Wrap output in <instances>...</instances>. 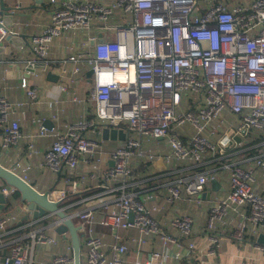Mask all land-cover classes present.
Returning a JSON list of instances; mask_svg holds the SVG:
<instances>
[{"label": "built area", "instance_id": "2783aa9c", "mask_svg": "<svg viewBox=\"0 0 264 264\" xmlns=\"http://www.w3.org/2000/svg\"><path fill=\"white\" fill-rule=\"evenodd\" d=\"M54 7L50 23L28 41L35 58L26 61L27 74L38 67L50 66L60 78L81 74L82 66L93 70L92 99L96 103L95 119L67 126L65 134H56L51 147L44 152L43 165L56 174L64 168L76 169L81 161L97 170L100 160H94L98 143L86 136L96 126L121 129L125 132L124 146L111 153V164L102 172L97 185L113 196L103 211L104 202L93 198L71 216L80 220L82 264H127L130 256L128 239L121 231L136 229L139 237L132 239L135 251L159 237L164 245L182 247L180 239L163 231L152 216L157 206L147 208L146 200L125 192L126 180L132 176L135 158L143 155L144 144L151 139L168 138L171 157L192 162L201 170L179 179L167 187L166 201L175 203L183 195L197 198L207 183L214 179L203 163L207 157H226L229 150L242 149L252 131H258L264 141V0H49ZM119 16L123 23L114 21ZM96 24L93 45L61 61L49 58L54 38ZM13 29V28H12ZM0 28V42L8 35H19ZM16 60L0 59V64L13 67ZM21 87L32 100H44V90L29 86L26 79ZM64 91V86H59ZM20 103H12L0 95V137L2 150H9L23 137L20 121L10 119ZM183 108L178 111V109ZM237 117L230 123L227 114ZM193 134L187 139L186 126ZM174 131H181L176 135ZM48 130L41 126V136ZM181 135V136H180ZM32 149L33 146L31 145ZM156 155L149 153L148 158ZM255 165L264 168V154ZM30 167L16 163L12 170L27 172ZM17 173V172H16ZM94 177V176H92ZM25 180L26 177H24ZM118 181L123 185L115 186ZM254 170L239 165L230 170V190L217 198L208 216V227L227 216L238 214L241 233L247 222L264 223V195L257 190ZM73 183L72 192H78ZM18 190L0 185V193L8 198ZM67 191H50L51 200L62 202ZM101 209L102 218L96 220ZM64 210V209H63ZM25 214L31 227L20 239H0V264H74L73 249L65 245L54 254L52 247L61 240L50 231L62 225L60 219L43 226L55 215L47 212L35 218L25 202L14 213L0 218V232L13 226ZM132 216V217H131ZM96 224L107 229L114 241L107 245L95 230ZM182 237L191 234L194 219L183 213L172 223ZM208 256H216L221 242L210 236ZM43 247L46 262L37 260L36 248ZM86 248L83 252L82 247ZM191 243L189 249H194ZM264 250V246L260 247ZM158 251L148 258L132 259V264H165ZM180 259V255H175Z\"/></svg>", "mask_w": 264, "mask_h": 264}, {"label": "crops", "instance_id": "0c3cea01", "mask_svg": "<svg viewBox=\"0 0 264 264\" xmlns=\"http://www.w3.org/2000/svg\"><path fill=\"white\" fill-rule=\"evenodd\" d=\"M101 2L110 3L111 0H101ZM5 3L16 14L12 30L17 31L19 35H27L28 40L34 34H39L50 23L54 10L49 0H5ZM114 21L123 23L119 16ZM95 26L96 24H93L89 28L64 33L54 38L49 51L50 60L61 61L77 52L87 51L89 46H92L90 37L96 35ZM5 38L2 40L4 43L0 59H13L19 63L13 67L0 64V95L5 96L14 104L20 103L19 106H16L15 111L10 113V119L20 121L23 137L9 150H2L0 137V163L7 168H13L16 163H20L22 167H30L27 172H23L21 169L15 171L21 177H26L27 181L40 192L64 190L67 191V196H79L72 203L62 207L70 215L82 209L93 198H100L101 202H104L105 205L101 208L103 211L107 206L115 205L111 200L115 194L119 196L121 190L115 194L105 193L97 185L102 179L103 170L111 164V153L115 149L123 147L124 141L105 140L102 134L104 127L96 126V132L88 128L85 132L86 136L93 138L98 143L94 155V160H100L97 170H93L92 165L85 163L84 160L79 163L76 169L64 168L60 174H56L50 167L43 165L44 152L51 147L56 134H65L67 126L70 124L91 122L95 119L96 103L92 99L91 92L94 82L92 76L87 75L90 70L89 66H82L81 74L73 75L72 66L68 65V75L61 78L56 70L51 71L50 66L38 67L35 74H27L26 61L35 58L29 41L14 46L6 42ZM49 72L57 76V79L53 81L49 77ZM23 79L28 81L31 88L44 90V100L38 101L29 98L26 90L21 87ZM59 86H64L65 90L60 91ZM227 120L230 123L238 122L237 117L229 113ZM41 126L48 130L43 136H41ZM186 129L187 136L180 135L184 140L193 134L189 125L186 126ZM174 134L182 133L174 131ZM142 152L143 155L135 158L133 162L132 176L126 180L124 190L139 199H145L149 209L157 206L159 210L153 211L152 216L160 223L163 231L180 239L182 247L164 245L160 238L156 237L152 243L144 245L137 253L131 240L138 238L139 232L136 229L121 231V235L128 239L130 246L127 264H132L131 261L135 257L138 259L148 258L156 251L167 255L165 264H264V250L260 248L264 246V243L260 241V235H264V223L254 225L247 222L246 229L241 233L240 216L232 214L222 221L215 222L212 229L208 227V216L215 200L226 196L230 190V170L234 166L239 165L245 169L254 170L258 186L256 191L264 195V168L255 165L256 160L264 154V141L258 131L251 132L246 139L244 148L230 149L226 157L206 158L203 168L218 181L219 186L214 191L212 186L214 179L210 180L204 192L197 198L199 203L187 195H183L175 203L166 201L167 187L171 183L201 170L192 162L173 159L168 138L151 139L144 144ZM149 153H153L156 157L150 160ZM74 182L77 183L78 192H72ZM2 184L6 183L0 179V185ZM123 184V181H118L115 186ZM13 197L14 195L5 198L6 203L0 202V218L14 213L17 206L24 202L21 195L15 200ZM5 208L8 209L4 211ZM101 209L95 214L97 221L103 216ZM183 213H189L194 219L193 230L187 237H182L178 229L172 225L175 219ZM57 219H59L57 216L47 218L48 221H43L36 227ZM29 222L25 214L21 215L15 225L0 232V239H7V241L20 239L31 229L28 226ZM95 230L107 245L114 241L110 232L99 224H96ZM49 233L61 240L59 246L52 247L51 250L54 254L60 253L65 245L72 246L69 233L65 235H60L55 231ZM210 236H217L221 242L216 256L207 255ZM82 238L83 234H81ZM191 243H195L194 249H189ZM84 251L86 248L83 246ZM177 254L180 255L179 260L175 257ZM37 260L46 262L48 259L42 252L38 255Z\"/></svg>", "mask_w": 264, "mask_h": 264}, {"label": "water", "instance_id": "95a60500", "mask_svg": "<svg viewBox=\"0 0 264 264\" xmlns=\"http://www.w3.org/2000/svg\"><path fill=\"white\" fill-rule=\"evenodd\" d=\"M15 13L12 8L7 6L5 0H0V28L8 32L14 27ZM27 35H10L8 34L5 41L11 45L17 46V44H24L28 42ZM3 43L0 42V52H2ZM93 41L91 44L93 45ZM93 74V70L90 69L87 73L89 77ZM49 77L54 81L57 76L52 75L49 72ZM103 138L105 140H125V132L121 129L105 127L102 131ZM0 179L6 184L15 187L21 195L22 201H24L28 208L33 211L35 217L45 215L47 212L57 216L61 221L62 225L56 228V232L60 235L70 234L72 249H73V260L74 264H82L81 260V235L80 226L75 224L73 217L66 213L60 202L51 200L49 197L50 191L40 192L33 187L27 180L21 177L18 173L14 172L12 168H7L0 163ZM213 190L216 191L219 183L216 179L212 181ZM0 202L6 203L5 197L0 193ZM132 217V216H131ZM260 241L264 243V235H260Z\"/></svg>", "mask_w": 264, "mask_h": 264}, {"label": "trees", "instance_id": "16d2710c", "mask_svg": "<svg viewBox=\"0 0 264 264\" xmlns=\"http://www.w3.org/2000/svg\"><path fill=\"white\" fill-rule=\"evenodd\" d=\"M98 126H101V125H98ZM208 159H211V157L209 156ZM20 196V193L17 192L15 195H14V200L15 198H18ZM79 196H73V195H69L67 196L60 204V207H63L65 205H68L69 203H72L75 199H77ZM9 205V204H8ZM8 205H6V207H8ZM8 208H5L4 211H6ZM11 212V211H10ZM82 250H83V247H82Z\"/></svg>", "mask_w": 264, "mask_h": 264}, {"label": "rangeland", "instance_id": "374dc122", "mask_svg": "<svg viewBox=\"0 0 264 264\" xmlns=\"http://www.w3.org/2000/svg\"><path fill=\"white\" fill-rule=\"evenodd\" d=\"M183 108H180V109H178V111H180V110H182ZM185 130V132L186 133H188V131H187V129L185 128L184 129ZM75 224L76 225H79L80 224V220L79 219H75ZM82 233H80V235H81ZM44 251V249H43V247H40V246H38L37 248H36V254H37V256L40 254V253H42Z\"/></svg>", "mask_w": 264, "mask_h": 264}]
</instances>
